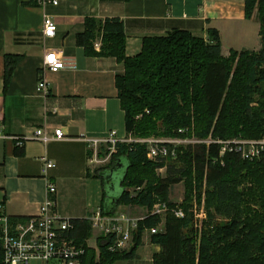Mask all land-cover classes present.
<instances>
[{
	"label": "trees",
	"instance_id": "16d2710c",
	"mask_svg": "<svg viewBox=\"0 0 264 264\" xmlns=\"http://www.w3.org/2000/svg\"><path fill=\"white\" fill-rule=\"evenodd\" d=\"M255 12L262 41L258 51L231 50L224 56L217 29H210L208 38L175 29L164 36L146 37L141 52L130 57L119 19H106L102 25L89 20L77 42L88 53L114 56L124 63L117 88L128 134L260 139L264 137V0H245L246 18L254 17ZM100 33L102 47L96 51L92 41ZM23 58L6 55L5 89ZM22 150L18 148L17 153L21 155ZM119 162L126 164L123 191L111 201L104 173ZM167 163V176L157 177L156 170ZM93 176L102 179L104 214L113 215L121 205L144 207L147 214L138 221L132 245L126 250L110 248L114 236H100L98 250L88 247L91 223L73 218L76 242L87 248L85 264H113L135 257L144 232L152 228H158L152 233V242L161 247L153 264H264V152L254 159H244L235 151L220 156L219 144L197 143L179 146L177 159L154 161L147 157L146 144L119 143L110 164L95 170ZM184 178L189 189L185 216L151 214L154 205L167 201L169 189ZM194 179L200 190L204 180L206 183L208 220L199 240L188 203Z\"/></svg>",
	"mask_w": 264,
	"mask_h": 264
},
{
	"label": "crops",
	"instance_id": "0c3cea01",
	"mask_svg": "<svg viewBox=\"0 0 264 264\" xmlns=\"http://www.w3.org/2000/svg\"><path fill=\"white\" fill-rule=\"evenodd\" d=\"M57 1L58 4H44L39 0H0V202H4L11 216L39 212L47 197L44 157L55 163L49 178L57 187V212L84 219L95 206L102 205L103 183L93 176L97 164L90 162L95 150L90 139L104 138L112 132L119 138L128 135L117 88V76L124 74L125 65L114 56L88 53L78 44L77 35L86 30L89 20L101 25L106 19L122 21L126 54L130 57L141 52L146 37L164 36L175 29L204 38H208L210 29H217L224 56L231 50L258 51L262 47L260 23L256 14L246 18L245 0ZM46 16L57 24L53 37L43 34ZM99 35L102 37L103 33ZM99 48L95 50L100 51ZM47 49L60 52L66 63L64 68L44 72ZM8 54L24 58L5 89ZM43 77L50 83L47 97L38 92ZM45 123L62 127L65 139L47 144L25 140L19 155L13 137L32 136ZM106 150L105 145L101 146L100 158L105 157ZM139 208L147 212L146 208ZM145 232L148 234L143 235L141 245L151 243L153 254L149 260L153 263L161 247L152 242L150 230ZM91 234L96 246L98 236Z\"/></svg>",
	"mask_w": 264,
	"mask_h": 264
},
{
	"label": "built area",
	"instance_id": "2783aa9c",
	"mask_svg": "<svg viewBox=\"0 0 264 264\" xmlns=\"http://www.w3.org/2000/svg\"><path fill=\"white\" fill-rule=\"evenodd\" d=\"M42 3L52 2L58 4L57 0H39ZM57 31V24L50 16L44 19L43 34L53 37ZM99 48V44L96 46ZM100 49V48H99ZM66 65L64 57L56 49H47L43 59L44 72H58ZM38 92L47 97L50 92V83L46 77L40 79ZM184 132V130H180ZM1 136V132H0ZM2 137H6L2 134ZM18 148H23L24 141L36 139L44 143L53 140L65 139L64 129L60 126H44L35 130L32 136H14ZM94 147V157L91 163L100 164L110 160L111 155L117 152L119 143L147 145V157L150 160L177 159L179 146L194 143H206L220 145V156L226 151H235L244 159L260 157L264 152V137L260 139H208L196 138H172V139H135L133 134L119 138L115 132L104 138H91ZM105 145L109 153L100 158L99 149ZM44 174L47 179V197L41 203L39 212L34 215L17 217L9 215L5 210L4 202H0V264H34L41 261L42 264H85L87 248L78 244L73 235L76 222L73 218H64L57 212V187L49 178V171L55 167V163L47 157L43 158ZM134 192V189H128ZM172 212L176 217L182 218L186 211L181 206L171 207L167 201H159L150 211L151 214L165 216ZM195 218H206L207 213L202 209L193 210ZM143 217H133L129 213L117 210L113 215L104 214L101 205H97L87 220L91 223L93 234L100 236H114V243L110 246L112 250L129 249L133 242V232L137 228L138 221ZM152 233L158 232V228H152ZM88 247L97 245L87 244Z\"/></svg>",
	"mask_w": 264,
	"mask_h": 264
},
{
	"label": "rangeland",
	"instance_id": "374dc122",
	"mask_svg": "<svg viewBox=\"0 0 264 264\" xmlns=\"http://www.w3.org/2000/svg\"><path fill=\"white\" fill-rule=\"evenodd\" d=\"M255 14L257 15V12H255L254 15ZM258 22H259V20H258ZM100 42H102V37L100 35H97V37L92 41V45H93L94 50L97 48L96 46H97V44H100ZM133 137L135 139H163V140L176 138V137H165V136H155V135L149 136V137H140V136L133 135ZM189 138H196V137H189ZM196 139H198V138H196ZM203 140H205V139H203ZM195 144L196 143H194L193 145H195ZM185 146H188V145H185ZM108 164H110V160L105 161L104 163L97 164L94 170H97V169H99L103 166H106ZM121 173L119 176L115 177V179H114V182L116 184L115 188L118 192L122 191V187L120 185ZM167 174H168V163L164 167L158 168L156 170L157 177H166ZM132 189H134V188H132ZM188 191H189V189L187 187V181H186V178H184L180 183L173 185L169 189L167 201L172 202L176 206H181V207L185 208V205L187 204L186 197H187ZM188 203L190 205L189 209L192 213H193V210H195V209H198V210L203 209L207 213V217L205 219L200 218V217L195 218V216H194V223H195L196 230L198 231V240H199L201 238V233H202V229L204 227V223L208 220V210H207V205H206L207 203H206V183H205V180L203 181V186H202V189L200 190L197 187L196 179H194L193 191L191 194V200ZM139 207L140 206H130V207L125 208V205H123L120 208V210L127 211L133 216L134 215L135 216L145 215L147 212L145 210L139 208ZM58 213L60 214V216H62L64 218H71L69 213H66V212H58ZM160 228L161 229L164 228V223H162V225H160ZM146 234H148V233L145 232L144 235H146ZM94 237L92 236L90 238L89 244H91V245L95 244ZM137 254L140 256L136 257L137 256L136 255L133 258L120 259V260H117L116 262H114L113 264H153L151 262V260H149V258H151L152 254H153V249H152L151 243H147V245H145L144 247L142 245H140L137 249ZM34 264H42V262L41 261H35Z\"/></svg>",
	"mask_w": 264,
	"mask_h": 264
},
{
	"label": "water",
	"instance_id": "95a60500",
	"mask_svg": "<svg viewBox=\"0 0 264 264\" xmlns=\"http://www.w3.org/2000/svg\"><path fill=\"white\" fill-rule=\"evenodd\" d=\"M126 171V164L124 162H119L118 165H114L112 168L106 170V172L104 173V180L106 182V188H107V192H108V196L111 198V201H116L118 196L122 193L118 192L116 190V184L114 182L115 177L119 176L121 173V179H120V185H121V181L124 177V173ZM122 187V186H121Z\"/></svg>",
	"mask_w": 264,
	"mask_h": 264
}]
</instances>
